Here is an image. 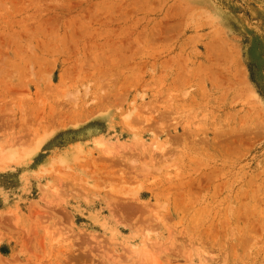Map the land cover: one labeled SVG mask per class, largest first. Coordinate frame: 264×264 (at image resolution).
Here are the masks:
<instances>
[{"label":"rangeland","instance_id":"rangeland-1","mask_svg":"<svg viewBox=\"0 0 264 264\" xmlns=\"http://www.w3.org/2000/svg\"><path fill=\"white\" fill-rule=\"evenodd\" d=\"M0 264H264V0H0Z\"/></svg>","mask_w":264,"mask_h":264},{"label":"bare ground","instance_id":"bare-ground-1","mask_svg":"<svg viewBox=\"0 0 264 264\" xmlns=\"http://www.w3.org/2000/svg\"><path fill=\"white\" fill-rule=\"evenodd\" d=\"M52 113V112H51ZM55 118V117H54ZM53 123V122H52ZM146 168V167H145Z\"/></svg>","mask_w":264,"mask_h":264}]
</instances>
